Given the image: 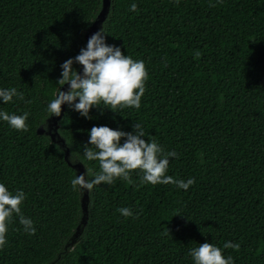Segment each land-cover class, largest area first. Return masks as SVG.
Masks as SVG:
<instances>
[{"label": "trees", "instance_id": "trees-1", "mask_svg": "<svg viewBox=\"0 0 264 264\" xmlns=\"http://www.w3.org/2000/svg\"><path fill=\"white\" fill-rule=\"evenodd\" d=\"M100 8L101 0H0V87L24 93L0 109L29 113L26 131L0 121V182L25 192L21 213L36 228L26 233L14 213L0 264H193L188 250L205 241L238 244L222 253L233 264H264V0H111L106 42L148 73L140 107H94L88 119L65 104L61 147L37 128L60 65L86 45ZM136 122L145 140L177 153L166 174L194 183H144L137 169L94 186L71 246L83 191L71 187L65 150L82 157L93 125L132 131Z\"/></svg>", "mask_w": 264, "mask_h": 264}, {"label": "clouds", "instance_id": "clouds-1", "mask_svg": "<svg viewBox=\"0 0 264 264\" xmlns=\"http://www.w3.org/2000/svg\"><path fill=\"white\" fill-rule=\"evenodd\" d=\"M130 10H137L135 2L130 5ZM105 33L108 32L101 26L87 39L86 45L80 48L77 55L62 62L61 75L56 81L59 88L54 98L47 103L46 118L50 115L59 116L62 104H67L88 119L92 118L90 109L94 107L113 111L123 107H140L148 78L145 64L143 60L124 54L120 46L107 43ZM74 62L82 65L81 71L73 67ZM65 83L68 84L66 91L61 90ZM14 97L23 100L24 93L15 86L0 87V103L11 102ZM28 116L27 111L17 114L0 109V121H6L16 130H27ZM132 129L124 131L107 125H93L88 130L89 139L83 146L82 157L73 159V152L69 157L73 164L79 161L85 167L84 172L70 179L73 190L91 191L101 183L111 185L118 178L129 180L132 170L137 169V175L144 183H171L179 189L188 190L194 178L189 177L185 181L166 174L169 159L177 157V153L174 150L165 153L162 146L150 136L145 140V131L139 122L134 123ZM121 138H124L123 142ZM85 161L98 162V170L93 171L87 167ZM25 198L22 189L13 190L0 182V248L6 244L8 222L14 213L18 215L19 223L26 233L31 235L36 232L32 218L21 213L20 205ZM118 212L124 217L134 214L129 207H120ZM238 247L232 241H225L222 246L205 241L190 248L188 252L193 264H233V258L222 253L224 249Z\"/></svg>", "mask_w": 264, "mask_h": 264}, {"label": "water", "instance_id": "water-1", "mask_svg": "<svg viewBox=\"0 0 264 264\" xmlns=\"http://www.w3.org/2000/svg\"><path fill=\"white\" fill-rule=\"evenodd\" d=\"M110 4L111 0H101V8L99 12L97 13L96 17L93 19L91 24L88 26L87 31L85 33V40L87 42V39L98 29L103 26V23L108 15L109 9H110ZM82 70V65L79 66L78 72ZM68 89V84L65 83L64 85L61 86V90L66 91ZM65 104L61 105V113L59 116L57 115H50L46 119V125L47 127L45 128L43 125H40L37 128V133L38 134H46L50 137V139L58 144H60L61 147H64V140L61 138V136L58 134V121L61 119L63 112H64ZM64 159L66 162L75 169L76 174L79 175L80 173L84 172V166L80 162L72 163L69 160V155H68V149L65 150V155ZM88 191L85 190L83 191L82 197H81V208H82V219L81 223L77 226L75 232L70 238V241L68 242L71 246L74 244L75 240L79 236V234L82 232V225L86 224L87 220V211H88Z\"/></svg>", "mask_w": 264, "mask_h": 264}]
</instances>
